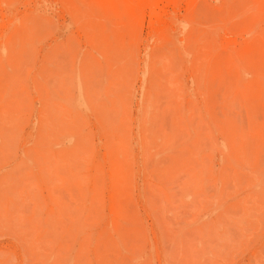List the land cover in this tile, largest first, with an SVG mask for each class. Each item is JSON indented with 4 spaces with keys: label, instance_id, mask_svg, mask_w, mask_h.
I'll use <instances>...</instances> for the list:
<instances>
[{
    "label": "rangeland",
    "instance_id": "rangeland-1",
    "mask_svg": "<svg viewBox=\"0 0 264 264\" xmlns=\"http://www.w3.org/2000/svg\"><path fill=\"white\" fill-rule=\"evenodd\" d=\"M0 264H264V0H0Z\"/></svg>",
    "mask_w": 264,
    "mask_h": 264
},
{
    "label": "bare ground",
    "instance_id": "bare-ground-1",
    "mask_svg": "<svg viewBox=\"0 0 264 264\" xmlns=\"http://www.w3.org/2000/svg\"><path fill=\"white\" fill-rule=\"evenodd\" d=\"M154 7V6H153ZM149 10V9H148ZM155 13V12H154ZM152 14V13H151ZM105 73V72H104ZM103 74V73H102ZM101 74V75H102ZM51 82V81H50ZM202 84V83H201ZM202 86V85H201ZM73 91V90H72ZM56 100V99H55ZM107 102V101H106ZM73 107V106H72ZM80 179V178H79ZM253 188H255V186H253ZM79 212V211H78Z\"/></svg>",
    "mask_w": 264,
    "mask_h": 264
}]
</instances>
